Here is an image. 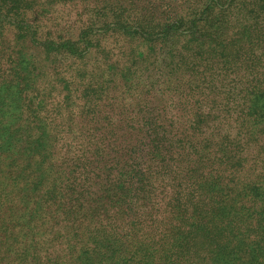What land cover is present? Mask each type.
Wrapping results in <instances>:
<instances>
[{
    "label": "trees",
    "instance_id": "obj_1",
    "mask_svg": "<svg viewBox=\"0 0 264 264\" xmlns=\"http://www.w3.org/2000/svg\"><path fill=\"white\" fill-rule=\"evenodd\" d=\"M46 1L0 0V163L13 153L28 157L0 166V264H77L107 251L113 264H187L167 220H134L130 204L114 202L108 187L135 162L139 144L151 146L142 140L144 124L168 128L160 114L166 108L138 98L139 82L128 86L131 102L114 94L118 81L99 83L104 77L85 66L80 48L98 35L99 23L123 41L138 36L150 45L169 29L185 34L189 23L194 36L197 20L187 22L174 3L160 0ZM233 4L264 9V0ZM62 9L69 18L61 22ZM7 25L14 35L2 41ZM59 53L69 56L57 60ZM158 204L152 203L156 214Z\"/></svg>",
    "mask_w": 264,
    "mask_h": 264
},
{
    "label": "rangeland",
    "instance_id": "obj_2",
    "mask_svg": "<svg viewBox=\"0 0 264 264\" xmlns=\"http://www.w3.org/2000/svg\"><path fill=\"white\" fill-rule=\"evenodd\" d=\"M180 1L160 0L174 3L187 22L197 20L194 36L187 34L189 23L182 27L185 34L169 29L148 45L138 36L123 41L119 33L101 31L99 23L98 35L80 48L85 66L104 77L99 83L118 81L114 94L131 102L128 86L139 82L138 98L166 108L160 113L166 130H150L143 122L142 140L151 146L139 144L135 162L109 182L111 198L126 200L134 220H167L179 234L177 255L187 264H264V9L233 0ZM63 10L56 13L61 22L69 18ZM1 32L2 41L13 38V27ZM27 158L6 155L0 166ZM108 252L76 261L113 264Z\"/></svg>",
    "mask_w": 264,
    "mask_h": 264
}]
</instances>
